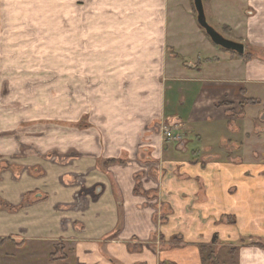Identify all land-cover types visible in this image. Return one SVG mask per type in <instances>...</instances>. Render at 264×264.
<instances>
[{
	"label": "crops",
	"instance_id": "crops-1",
	"mask_svg": "<svg viewBox=\"0 0 264 264\" xmlns=\"http://www.w3.org/2000/svg\"><path fill=\"white\" fill-rule=\"evenodd\" d=\"M202 3L221 35L244 46L242 55L210 41L197 24L192 0H0V87L20 71H54L59 88L72 90V111L88 107L89 121H103L86 141L75 131L70 152L83 159L72 166L89 173H83L87 189L71 191L72 202L65 200V179L56 177L54 183L47 174L36 180L28 173L25 180L34 184L27 192L36 203L22 211L23 232L45 241L54 233L48 219H61L56 238L71 243L73 264H202L201 245L219 250L243 238L258 245H240L236 264H264V177L240 174L264 167L198 159L179 163L173 158L180 151L165 152L160 145L161 126L176 125L186 140L185 155L214 152L216 143L227 141L224 130L234 121L264 112V0ZM21 62L23 69L17 68ZM250 106L261 109L247 117ZM14 122L9 118L8 128ZM145 138L144 152L169 157L177 170L193 176L167 183L171 221L160 232L164 244L170 237L179 241L161 249L153 244L154 210L134 198L129 182L117 177L122 166L112 163ZM13 149L0 140V154ZM99 167L101 177L91 172ZM218 168L239 171V177L225 184L206 176ZM153 186L145 182L143 190L153 193ZM228 186L238 189L231 202L224 200ZM224 215L233 216L235 224L223 223ZM8 225L19 232L15 222ZM136 241L144 246L138 248Z\"/></svg>",
	"mask_w": 264,
	"mask_h": 264
},
{
	"label": "rangeland",
	"instance_id": "rangeland-1",
	"mask_svg": "<svg viewBox=\"0 0 264 264\" xmlns=\"http://www.w3.org/2000/svg\"><path fill=\"white\" fill-rule=\"evenodd\" d=\"M77 1L83 2L84 0ZM205 17L207 23L211 24L210 26L221 34L219 29L212 25L210 19L207 16ZM24 66V63L21 62V65H17V68L23 69ZM50 66L47 67L51 70L55 69ZM10 77L11 80L7 82V79H5L0 87V140L5 145L15 149L0 154V240L12 243L7 242L3 244L5 246H0V264H73L71 243L56 238V235L61 234L60 230L58 233L56 232L58 229L55 223L59 220L58 218L48 219L47 226L52 227L54 233H49L45 241H37L32 235L23 232L21 227L25 220L22 217V211L25 206L36 203L29 201L33 193L27 192V189L33 188L34 184H28L25 180L27 176L30 178L28 173L33 174L36 180L40 179L43 174H47L48 177L54 180V183L57 181L56 177L65 179V185L62 188L69 192V196L65 200L72 202L73 200H70L72 199L71 191L74 192L77 189L79 190L78 193H82L86 190L85 178H87V175L83 173H89L87 170L83 173H77L72 166L74 160L83 156V154L78 155L70 152L72 146H74L72 141L75 139V131L83 135L77 139L81 141L85 139L86 141L88 140L86 136L89 135L87 133L93 129H99L97 125L103 121L99 119L89 121L87 109L90 108L88 107H83V110L80 108L79 113L77 108L72 111L71 103L68 101L71 99L72 90L59 88L61 84H59L60 82L54 71L46 73L20 71ZM13 80L15 82L14 91L11 90ZM8 97L15 98L14 103L8 104ZM260 109L259 107L252 108L250 106L246 108L245 114L248 117L251 112H258ZM8 112L10 113L9 118L15 117L14 123L16 126L13 128L12 126L8 128ZM263 113L234 121L229 130H224L228 134L227 141H224V144L216 143L214 152L197 155V157L192 154L185 155L182 148H184L186 140L180 134L181 130L179 132L175 129L176 125L161 126L160 145L164 144L165 152L169 150L172 152L174 150L180 151L173 158L175 162L179 163L193 162L198 159L206 162V164L229 161L233 165L244 163L264 167ZM232 116H235V114H231L230 117ZM117 127L119 125L115 128ZM95 140L97 146L101 145L98 137ZM148 144L146 138L143 140L137 139L135 143L130 145V147L133 146L132 151L129 150L131 153L122 154L121 159L112 160V163L116 162L117 165L122 166L120 171H116V173L118 172L117 177L129 182V185L133 187V194H131L135 196L134 198H141L147 209L152 207L154 210L153 223L156 234L153 244L157 249H161L167 243L175 244L179 241V237H170L167 240L168 242L164 244L165 238L161 235V232L170 225L171 221L169 218L170 196L167 183L174 179L182 180L193 176L177 170L175 167L178 164L169 162V157L164 159L160 155L153 156L144 152L143 148ZM233 146L238 147L239 149L236 148L238 151L233 150ZM131 162L134 163L131 164ZM39 165H41V169L34 172V169H38ZM91 172L99 173L100 177L103 173L100 167L97 168V171L91 170ZM116 173L114 172L115 175ZM207 173L208 178L219 179L225 184L231 183L239 177V171L236 170H221L218 168V170H208ZM240 174H244L243 176L246 178L264 177V168L256 171L242 170ZM145 182L154 185L153 193L143 190ZM228 187V197H225L224 200L231 202L237 195L238 189L235 186ZM20 189L21 192L19 193ZM132 195H129V197ZM15 199L17 200L13 201ZM117 203H120V200L117 199ZM62 204L71 203L64 202ZM63 219L70 220V218ZM8 221L15 222L18 233L11 232L13 229L8 225ZM225 222L231 225L235 224L233 216L230 215H224L223 223ZM118 224L120 226V222ZM66 225L70 226L71 223ZM158 233L160 234L158 235ZM136 242L137 247L144 246V243L139 244L138 241ZM132 244L134 243L131 242L128 245L131 247ZM247 244L258 245L253 239L243 238L236 245H233L234 247H223L216 250L217 247L214 246L212 258L214 261L210 264H236L238 247ZM136 246L133 245L136 248L135 251L139 248ZM133 247L131 248L134 250ZM234 248L236 252L231 254L230 250Z\"/></svg>",
	"mask_w": 264,
	"mask_h": 264
},
{
	"label": "water",
	"instance_id": "water-1",
	"mask_svg": "<svg viewBox=\"0 0 264 264\" xmlns=\"http://www.w3.org/2000/svg\"><path fill=\"white\" fill-rule=\"evenodd\" d=\"M192 2L196 13L197 24L204 31L210 41L215 46L220 47L226 51L242 55L244 53V46L242 44L224 38L207 23L202 0H192Z\"/></svg>",
	"mask_w": 264,
	"mask_h": 264
},
{
	"label": "trees",
	"instance_id": "trees-1",
	"mask_svg": "<svg viewBox=\"0 0 264 264\" xmlns=\"http://www.w3.org/2000/svg\"><path fill=\"white\" fill-rule=\"evenodd\" d=\"M232 54H234V53H232ZM215 239L216 238L214 237L213 238V243H214ZM7 242H10V241L0 240V246H2L3 244H5ZM10 243H12V242H10ZM199 250H200V254H201V262H202V264H208L207 262L210 263V261L213 258V254H214V249H213L212 245H207V246L206 245H201L199 247ZM230 252H231V254H232V252L235 253L236 249L235 248L231 249Z\"/></svg>",
	"mask_w": 264,
	"mask_h": 264
},
{
	"label": "built area",
	"instance_id": "built-area-1",
	"mask_svg": "<svg viewBox=\"0 0 264 264\" xmlns=\"http://www.w3.org/2000/svg\"><path fill=\"white\" fill-rule=\"evenodd\" d=\"M166 131V130H165ZM168 133V131H166Z\"/></svg>",
	"mask_w": 264,
	"mask_h": 264
}]
</instances>
